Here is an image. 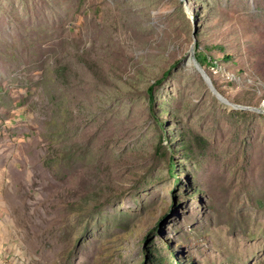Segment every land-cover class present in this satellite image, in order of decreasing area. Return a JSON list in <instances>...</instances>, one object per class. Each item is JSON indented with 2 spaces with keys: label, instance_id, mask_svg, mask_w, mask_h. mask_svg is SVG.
<instances>
[{
  "label": "rangeland",
  "instance_id": "1",
  "mask_svg": "<svg viewBox=\"0 0 264 264\" xmlns=\"http://www.w3.org/2000/svg\"><path fill=\"white\" fill-rule=\"evenodd\" d=\"M0 223V264H264V0H0Z\"/></svg>",
  "mask_w": 264,
  "mask_h": 264
},
{
  "label": "water",
  "instance_id": "2",
  "mask_svg": "<svg viewBox=\"0 0 264 264\" xmlns=\"http://www.w3.org/2000/svg\"><path fill=\"white\" fill-rule=\"evenodd\" d=\"M191 57H192V61L194 62V65L198 68V70L201 71L204 79L206 80V82L211 86L210 80L209 78L206 76V74L204 73V71L201 69L200 64L196 61L194 55H193V50L191 49Z\"/></svg>",
  "mask_w": 264,
  "mask_h": 264
},
{
  "label": "trees",
  "instance_id": "3",
  "mask_svg": "<svg viewBox=\"0 0 264 264\" xmlns=\"http://www.w3.org/2000/svg\"><path fill=\"white\" fill-rule=\"evenodd\" d=\"M202 60L204 62L207 61V59L205 57H202ZM152 88H153V85L152 84L147 87L148 101H149L150 104L153 102Z\"/></svg>",
  "mask_w": 264,
  "mask_h": 264
},
{
  "label": "crops",
  "instance_id": "4",
  "mask_svg": "<svg viewBox=\"0 0 264 264\" xmlns=\"http://www.w3.org/2000/svg\"><path fill=\"white\" fill-rule=\"evenodd\" d=\"M0 225H1V223H0ZM2 229H3V228H1V226H0V247L3 246L4 241H7V240H6L7 238H4V237H6V236H4L5 234H3V230H2ZM0 253H2L1 250H0Z\"/></svg>",
  "mask_w": 264,
  "mask_h": 264
}]
</instances>
